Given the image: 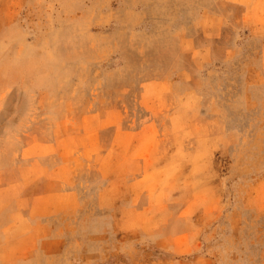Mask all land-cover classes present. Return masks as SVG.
Returning a JSON list of instances; mask_svg holds the SVG:
<instances>
[{
  "label": "rangeland",
  "instance_id": "374dc122",
  "mask_svg": "<svg viewBox=\"0 0 264 264\" xmlns=\"http://www.w3.org/2000/svg\"><path fill=\"white\" fill-rule=\"evenodd\" d=\"M0 264H264V0H0Z\"/></svg>",
  "mask_w": 264,
  "mask_h": 264
}]
</instances>
